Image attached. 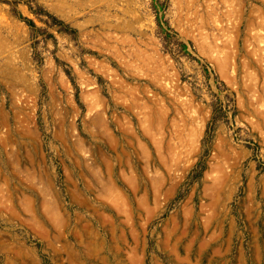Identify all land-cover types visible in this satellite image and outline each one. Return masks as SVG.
<instances>
[{
    "label": "rangeland",
    "instance_id": "rangeland-1",
    "mask_svg": "<svg viewBox=\"0 0 264 264\" xmlns=\"http://www.w3.org/2000/svg\"><path fill=\"white\" fill-rule=\"evenodd\" d=\"M31 2L72 31L0 1V264H264V0Z\"/></svg>",
    "mask_w": 264,
    "mask_h": 264
},
{
    "label": "trees",
    "instance_id": "trees-1",
    "mask_svg": "<svg viewBox=\"0 0 264 264\" xmlns=\"http://www.w3.org/2000/svg\"><path fill=\"white\" fill-rule=\"evenodd\" d=\"M0 1H9V3L11 5H15L18 2L22 1V2H24V4L27 5L30 12H32L40 20L42 19L41 18L42 16L48 17V18H50L52 24L60 25V29L72 31L68 28V26L66 24H64V22L61 19L57 18L56 16H54L52 14H49L44 8L39 6L36 2H31V0L30 1L29 0H0ZM12 12L14 14H18V17L21 18L26 23V25H28V27L30 28L31 31L37 29L36 25L32 19L25 17V16H22V14L18 13L15 9H13ZM155 18H156L157 24L161 28V31H162L164 37L167 36L169 34L168 29H170L169 25L166 24L167 26L165 28H163V26L161 25V16H159L157 13H156ZM44 22H46V20ZM181 47L186 48V45L184 43H181ZM65 72L69 77H71L70 72L68 70H65ZM220 110H221V108L219 106H217V105L215 106L212 104V116H211L210 121L207 124L206 132H208L209 128H212L213 122L216 120V116L218 115V112H220ZM203 167H204V164H203L202 160L199 159L196 162V165L194 166L192 171H194L195 175L196 174L198 175V174H200V172H202Z\"/></svg>",
    "mask_w": 264,
    "mask_h": 264
}]
</instances>
